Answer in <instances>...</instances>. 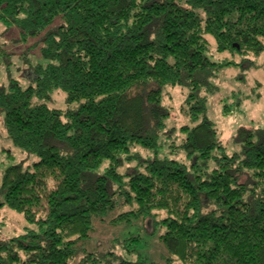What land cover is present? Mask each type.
Segmentation results:
<instances>
[{
	"label": "trees",
	"instance_id": "trees-1",
	"mask_svg": "<svg viewBox=\"0 0 264 264\" xmlns=\"http://www.w3.org/2000/svg\"><path fill=\"white\" fill-rule=\"evenodd\" d=\"M10 32L29 45L22 78ZM209 37L233 59L215 61ZM263 53L264 0H0V114L38 158L1 173L0 210L28 225L0 241V264H264V128L240 127L229 154L208 111L218 72ZM168 87L189 90L181 127ZM120 208L114 225L152 223L160 262L90 249ZM122 241L133 254L145 240Z\"/></svg>",
	"mask_w": 264,
	"mask_h": 264
},
{
	"label": "rangeland",
	"instance_id": "rangeland-1",
	"mask_svg": "<svg viewBox=\"0 0 264 264\" xmlns=\"http://www.w3.org/2000/svg\"><path fill=\"white\" fill-rule=\"evenodd\" d=\"M18 38L16 33L10 32L3 38L8 42L7 52L14 53L11 56V69L18 78H22L23 70L27 67L21 56L28 50V44L24 42H15ZM213 48L211 47L212 58L216 61L225 59H233L230 53L217 54L215 51V40L209 37ZM214 51V52H213ZM243 59L245 65L232 66L222 69L218 72L217 78L214 79L213 84L216 88L214 93L208 95V111L209 115L216 123L218 134L223 145L226 146L229 154L238 151V147L234 142L237 135V130L246 126L254 129L264 128V53L260 57L253 55L242 57L239 55L236 58L237 62ZM7 65L0 60V83H7ZM167 97L166 102L173 108V117L169 120L170 127L176 124L178 127L189 123V117L182 111L184 100L187 98L189 90L176 88H166ZM56 107L65 108V97L61 92L55 94ZM241 105H237L238 103ZM231 107V112L225 115L223 107ZM170 144V143H169ZM38 158L34 155L24 153L8 138L4 127L3 115L0 114V183L1 173L5 168L22 163L25 170L32 166ZM122 208L113 211L108 216V222L99 224V231L95 235L90 249L94 252H107L110 249L117 252L121 258L134 262L141 257L149 259L154 262H160L165 250L158 237L153 233L152 223H133L132 225L121 224L114 225L110 221L113 217L120 214ZM0 241H5L11 237L25 231L28 223L22 214L6 207L0 210ZM148 231H146V229ZM132 232L142 234L144 243L133 254L124 249L121 242L122 239L130 235Z\"/></svg>",
	"mask_w": 264,
	"mask_h": 264
}]
</instances>
